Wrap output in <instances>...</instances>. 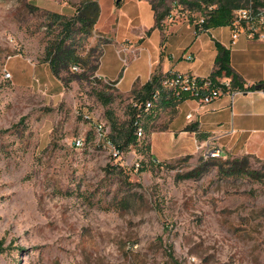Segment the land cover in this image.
<instances>
[{
  "label": "rangeland",
  "instance_id": "obj_1",
  "mask_svg": "<svg viewBox=\"0 0 264 264\" xmlns=\"http://www.w3.org/2000/svg\"><path fill=\"white\" fill-rule=\"evenodd\" d=\"M86 1L0 0V264H264V159L154 160L159 106L120 152L108 116L125 127L132 103L149 97L151 55L168 32L207 37L194 35L207 5L166 0L160 29L150 0H98L93 33L74 34L90 62L57 77L44 61L61 30L51 13L71 17ZM219 31L228 41L229 27ZM100 91L114 100L104 105ZM234 164L241 172L227 174Z\"/></svg>",
  "mask_w": 264,
  "mask_h": 264
},
{
  "label": "crops",
  "instance_id": "obj_2",
  "mask_svg": "<svg viewBox=\"0 0 264 264\" xmlns=\"http://www.w3.org/2000/svg\"><path fill=\"white\" fill-rule=\"evenodd\" d=\"M222 27H212L201 33L207 37L191 42L175 39L180 29L168 32L151 55L150 71L155 68L153 74L179 70L211 75L216 69V41H220L230 49L231 65L246 90L233 100L225 96L201 109L192 99L164 103L161 113L165 118L158 121L163 125L148 136L153 159L168 161L197 155L208 146L218 147L221 154L234 152L264 159V42L243 35L233 43L230 27L229 39L224 40L219 31ZM189 53L194 56L192 61L184 59ZM191 112L193 120L187 118Z\"/></svg>",
  "mask_w": 264,
  "mask_h": 264
},
{
  "label": "trees",
  "instance_id": "obj_3",
  "mask_svg": "<svg viewBox=\"0 0 264 264\" xmlns=\"http://www.w3.org/2000/svg\"><path fill=\"white\" fill-rule=\"evenodd\" d=\"M201 2H204L206 5H217L211 12L210 18L206 23V29H210L212 27L228 25L232 18L233 10L243 5L246 0H201ZM149 3L155 14V27L164 29L162 27V22L170 15L171 11L170 8L166 7V0H160L158 3H156L155 0H150ZM160 7H164L163 10H160ZM100 16L101 5L98 0H87L81 8H78L76 14L71 17L60 13H51L52 22L60 25L61 27L58 36L48 43L45 50L44 61L50 64L54 75L62 78L63 70H70L71 68H73L74 70H82L85 67V64L90 62L89 56L88 58L83 57L82 55L77 53L76 49L74 48V34L81 33L83 34L84 39L90 36L93 33L94 26L99 21ZM105 45L106 44L102 45L103 49ZM216 47L218 50V54L215 60L216 69L212 75L216 77H221L223 75L231 76L233 77L235 85L242 87L243 82L231 65L230 49L223 45L220 41H216ZM91 56L92 54H90V57ZM160 75L161 73H154L150 81H148L144 85V89H146L148 95L151 94L153 84L159 80ZM74 78L75 76H72L70 80H73ZM98 97L101 99L104 105H109L114 100L112 96L106 97L103 91L98 92ZM146 98L147 97H143L141 98V100L132 103L131 120L125 127H121L117 119L114 117L113 113L108 110V116L110 117L112 130L118 134L117 138H114V142L120 152L122 150L128 149L132 143H136L138 140L135 121L140 112H138V109L134 104L143 102ZM149 115L155 116V114L152 113H149ZM146 146L150 147L149 138L148 144ZM238 162L239 161H236V163ZM240 168L241 167H238L237 164H234L231 167L226 168V172L227 174H238L242 170ZM191 176L192 175H188V177ZM0 250H2V245H0Z\"/></svg>",
  "mask_w": 264,
  "mask_h": 264
},
{
  "label": "built area",
  "instance_id": "obj_4",
  "mask_svg": "<svg viewBox=\"0 0 264 264\" xmlns=\"http://www.w3.org/2000/svg\"><path fill=\"white\" fill-rule=\"evenodd\" d=\"M175 3H177V0H175L174 5H176ZM216 6V4L207 5L206 9L198 14V18L194 23V35L199 36L208 30L206 29V23ZM228 25L231 29L233 43L243 35L248 39L264 42V0H246L243 5L233 10ZM186 58L193 60L194 56L189 54ZM245 90L244 86H236L233 77L228 75L221 77L212 74L201 76L194 72L179 70L163 72L159 80L153 84L149 97L143 102L134 104L140 112L135 121L138 138L146 134L149 113H157V107L159 106L162 109L163 104L166 102H182L192 99L198 102L199 109H201L225 96L233 100L236 96L244 93ZM187 118L193 120L194 112L189 113ZM75 144L77 147H82L84 140L78 138ZM204 151L206 156H221L220 149L215 146H208L204 148Z\"/></svg>",
  "mask_w": 264,
  "mask_h": 264
}]
</instances>
